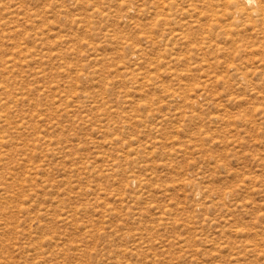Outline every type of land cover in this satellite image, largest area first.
<instances>
[{"label": "rangeland", "instance_id": "374dc122", "mask_svg": "<svg viewBox=\"0 0 264 264\" xmlns=\"http://www.w3.org/2000/svg\"><path fill=\"white\" fill-rule=\"evenodd\" d=\"M238 3L0 0V163L42 180L18 264H264V15Z\"/></svg>", "mask_w": 264, "mask_h": 264}, {"label": "bare ground", "instance_id": "6f19581e", "mask_svg": "<svg viewBox=\"0 0 264 264\" xmlns=\"http://www.w3.org/2000/svg\"><path fill=\"white\" fill-rule=\"evenodd\" d=\"M246 1L249 5H252V6L253 5H260V8L258 11H262V13L264 15V1L263 0H246ZM231 3L233 6H236L237 4L239 5L238 0H231ZM244 7L246 8V6H243V9H244ZM246 11H247V8H246ZM18 48H20V47H18ZM7 89H8V87H6V86H3V87L0 86V101H2L3 95L8 96V94L6 92ZM7 104H8V102L5 103L2 101V103L0 105V109L2 110L5 106H7ZM3 118H5V117L3 116ZM11 124H12V122H11ZM22 127H24V125L21 126V128ZM2 131H3V129H2ZM18 133H20V132H18ZM0 139L3 140L2 138H0ZM6 139H8V138H6ZM36 140H37V138H36ZM10 143L11 142H9V144ZM1 161L2 160L0 159V162ZM13 170H14V168H12L9 163H6V164L0 163V217H1L0 218V234H1L0 235V264H18V261L16 260L17 256L15 254H17V255L19 254V256H21V259H24L25 252L27 249V247L25 245H22V243L19 242V239H21V237L27 236L26 231H29L28 235H31L34 232L33 227H34L35 222H38V224H39V225H37L38 227L36 228V230H42L43 231L42 228L45 227V225L43 226L42 209L41 208L37 209V207L40 206L37 202V200H39V199H35V197L36 198L40 197V195L38 193L40 190L31 189L33 192L30 194L27 193V190L29 189L28 184L30 183V181L31 182L32 181H35V182L40 181V179H39L40 172H38V171L33 172L32 170H30V171L28 170L27 172L29 173V175H26V177L24 179H21V177L18 176L17 173L12 172ZM24 174H26V173H24ZM36 230H35V232H37ZM38 234H39V231L37 232V235ZM40 235H42L41 232H40ZM43 238H44V235H43ZM27 246L29 247V245H27ZM28 250H27V252H28ZM39 252H40V250H39ZM40 259H41V257H40Z\"/></svg>", "mask_w": 264, "mask_h": 264}]
</instances>
